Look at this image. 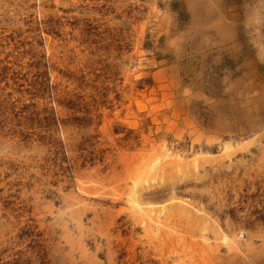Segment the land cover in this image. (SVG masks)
Instances as JSON below:
<instances>
[{
	"label": "rangeland",
	"instance_id": "obj_1",
	"mask_svg": "<svg viewBox=\"0 0 264 264\" xmlns=\"http://www.w3.org/2000/svg\"><path fill=\"white\" fill-rule=\"evenodd\" d=\"M0 264H264V0H0Z\"/></svg>",
	"mask_w": 264,
	"mask_h": 264
},
{
	"label": "bare ground",
	"instance_id": "obj_2",
	"mask_svg": "<svg viewBox=\"0 0 264 264\" xmlns=\"http://www.w3.org/2000/svg\"><path fill=\"white\" fill-rule=\"evenodd\" d=\"M214 1V0H213ZM218 5V4H216ZM210 6V5H209ZM131 206L133 207L134 211H136L137 213H140L142 215L146 214L148 215V213L151 215V213L155 212L154 209L150 208V207H146L143 202L141 201V198L135 197L131 200ZM154 214V213H153ZM152 214V215H153ZM149 217V216H148ZM152 217V216H151ZM155 217V215H154Z\"/></svg>",
	"mask_w": 264,
	"mask_h": 264
}]
</instances>
